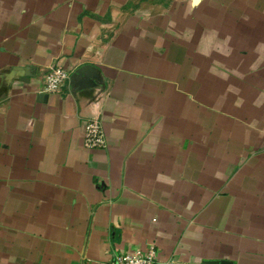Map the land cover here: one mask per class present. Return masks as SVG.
Masks as SVG:
<instances>
[{"label":"crops","instance_id":"obj_1","mask_svg":"<svg viewBox=\"0 0 264 264\" xmlns=\"http://www.w3.org/2000/svg\"><path fill=\"white\" fill-rule=\"evenodd\" d=\"M83 65L97 85L70 83ZM151 244L264 264V0H0V264Z\"/></svg>","mask_w":264,"mask_h":264},{"label":"built area","instance_id":"obj_2","mask_svg":"<svg viewBox=\"0 0 264 264\" xmlns=\"http://www.w3.org/2000/svg\"><path fill=\"white\" fill-rule=\"evenodd\" d=\"M69 78L67 70L60 66L51 67L43 78V91L59 93ZM84 145L91 149L106 147L105 133L99 118L86 120L83 126ZM111 264H176L174 259L163 260L158 256L154 245L141 250H126L115 255Z\"/></svg>","mask_w":264,"mask_h":264},{"label":"water","instance_id":"obj_3","mask_svg":"<svg viewBox=\"0 0 264 264\" xmlns=\"http://www.w3.org/2000/svg\"><path fill=\"white\" fill-rule=\"evenodd\" d=\"M101 81L99 74L93 66L83 65L70 74V83L80 88H89ZM214 264H225L224 262H213ZM212 263V264H213Z\"/></svg>","mask_w":264,"mask_h":264}]
</instances>
